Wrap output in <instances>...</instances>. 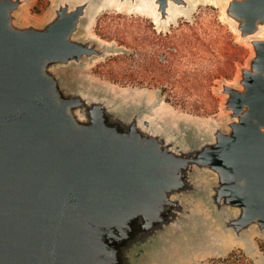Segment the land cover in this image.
<instances>
[{"label":"water","instance_id":"water-1","mask_svg":"<svg viewBox=\"0 0 264 264\" xmlns=\"http://www.w3.org/2000/svg\"><path fill=\"white\" fill-rule=\"evenodd\" d=\"M28 1L0 0V264H142L158 240L165 253L198 246L214 226L264 235V0L225 1L253 54L236 85L221 83L225 128L204 138L71 82L72 67L115 50L80 36L96 0L59 1L41 23L25 19ZM117 1L159 24L191 8Z\"/></svg>","mask_w":264,"mask_h":264},{"label":"rangeland","instance_id":"rangeland-1","mask_svg":"<svg viewBox=\"0 0 264 264\" xmlns=\"http://www.w3.org/2000/svg\"><path fill=\"white\" fill-rule=\"evenodd\" d=\"M59 1L62 0H29L23 7L24 17L30 21L45 22L52 16V9ZM225 1L189 0L191 8L187 13L177 11L167 24H159L153 10L146 5H119L117 0H96L83 22L80 36L97 39L115 50L104 57L72 67L68 77L82 89L105 93L138 107L145 103L152 105L149 118L160 129L182 133L184 137L193 133L201 138L208 137L213 128H225L229 119L224 108L225 95L219 91L221 83L236 85L240 69L248 65L253 54L248 41L240 39L233 25L223 17ZM178 23H187L193 28L204 45L195 50L197 54L194 56L187 55L188 49L183 48L178 72L174 76L161 71H146L142 64L154 57L163 60L166 54L162 47H153L144 39L152 35L151 30L165 39V34L171 27L177 28ZM183 29L188 31L187 26ZM259 36H264V29ZM132 51L136 60L133 70L108 62L110 57H124L125 53ZM185 72L200 81L197 88L186 92L179 87L182 83L178 82ZM207 73H211L210 80ZM162 88L166 89L161 91ZM213 229L212 239L197 246V242L201 241L193 237L180 243L181 248L177 251L173 249L165 253L160 250L159 240L154 241L159 245L151 248L139 262L205 264L211 259L236 253L243 255L248 264H263L264 235L250 234L244 242L224 234L217 226Z\"/></svg>","mask_w":264,"mask_h":264},{"label":"trees","instance_id":"trees-1","mask_svg":"<svg viewBox=\"0 0 264 264\" xmlns=\"http://www.w3.org/2000/svg\"><path fill=\"white\" fill-rule=\"evenodd\" d=\"M187 26L188 31H185L183 27ZM152 35L147 36L144 41L147 43L149 42V45L160 46L165 50L166 54L163 57V60L158 58L148 59L145 64H142L141 66L146 71H161L163 74L166 75H176L178 72V61L179 57L182 56V50L183 48L188 49L187 55L194 56L197 54V49L200 48V45H204L203 41L200 37L195 33L194 29L189 27L187 23H178L177 28L171 27L169 32L166 33V38L162 39V37L157 36L156 31L151 30ZM122 44V43H121ZM131 49L132 47H128ZM134 48V47H133ZM135 49V48H134ZM196 50V51H195ZM160 57V56H159ZM136 60L134 59V53L133 51L130 53H125L124 57H110L108 59V62L110 63H118L120 66H126L127 68L134 69V62ZM232 69V65L230 66ZM229 68V69H230ZM228 76V73L227 75ZM211 73H207V79L210 80ZM178 82H181L182 84L179 86L183 91H188L190 88H197L200 83L199 79L197 78H191V76L185 72ZM173 86V85H172ZM166 88H162L161 91L165 90ZM173 92V90H171ZM205 264H248L246 258L243 255L238 254H230L227 257L224 258H218V259H211Z\"/></svg>","mask_w":264,"mask_h":264},{"label":"flooded vegetation","instance_id":"flooded-vegetation-1","mask_svg":"<svg viewBox=\"0 0 264 264\" xmlns=\"http://www.w3.org/2000/svg\"><path fill=\"white\" fill-rule=\"evenodd\" d=\"M233 254H236V253H233Z\"/></svg>","mask_w":264,"mask_h":264}]
</instances>
